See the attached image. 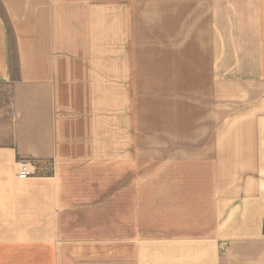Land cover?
I'll return each instance as SVG.
<instances>
[{"label": "crops", "instance_id": "0c3cea01", "mask_svg": "<svg viewBox=\"0 0 264 264\" xmlns=\"http://www.w3.org/2000/svg\"><path fill=\"white\" fill-rule=\"evenodd\" d=\"M251 1L254 33L212 57V157L161 169L138 209L136 1L0 0V264H264V0ZM20 160L42 176L18 179Z\"/></svg>", "mask_w": 264, "mask_h": 264}, {"label": "rangeland", "instance_id": "374dc122", "mask_svg": "<svg viewBox=\"0 0 264 264\" xmlns=\"http://www.w3.org/2000/svg\"><path fill=\"white\" fill-rule=\"evenodd\" d=\"M135 1L137 70L131 98L142 209L144 198L161 192V169H194L212 157L208 150L206 157L199 154L211 143L212 116L218 113L212 99V57L221 39L240 37L242 31L253 34L259 15L249 12L251 0L242 1L244 13L237 12L238 0Z\"/></svg>", "mask_w": 264, "mask_h": 264}, {"label": "built area", "instance_id": "2783aa9c", "mask_svg": "<svg viewBox=\"0 0 264 264\" xmlns=\"http://www.w3.org/2000/svg\"><path fill=\"white\" fill-rule=\"evenodd\" d=\"M17 178L25 180L29 178H36L42 176V169L38 164L29 160L18 161ZM48 172L54 173V165L49 164L47 166Z\"/></svg>", "mask_w": 264, "mask_h": 264}]
</instances>
